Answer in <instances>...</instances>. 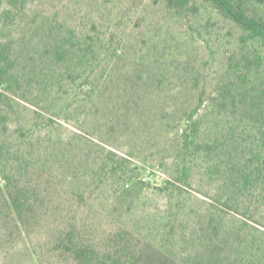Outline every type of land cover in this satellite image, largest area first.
<instances>
[{
    "label": "rangeland",
    "instance_id": "1",
    "mask_svg": "<svg viewBox=\"0 0 264 264\" xmlns=\"http://www.w3.org/2000/svg\"><path fill=\"white\" fill-rule=\"evenodd\" d=\"M6 3L0 0L1 9ZM192 5L177 14L165 0L17 2L0 31V38L12 43L15 75L0 87V186L5 173L25 179V165L34 163L43 194L67 199L90 184L88 177L82 183L73 178L74 168L83 173L93 157L105 158V151L90 148L93 139L127 156L137 166L134 178L144 181H130L127 195L108 188L93 193L95 220L104 229L126 221L152 240L174 208V252L197 248V238L189 245L183 240L211 202L200 191L212 194L214 185L200 160L186 193L170 199L164 188L172 175L170 149L176 119L194 102L195 86L209 89L224 73L227 55L239 52L240 32L208 2ZM259 10L264 13V4ZM108 35L112 41L106 47ZM86 43L94 44L92 59V52L84 56ZM36 121L41 122L34 127ZM23 153L31 155L28 162ZM226 216L230 222V213ZM1 217L0 264H72L49 251L51 230L45 225L19 235Z\"/></svg>",
    "mask_w": 264,
    "mask_h": 264
},
{
    "label": "trees",
    "instance_id": "2",
    "mask_svg": "<svg viewBox=\"0 0 264 264\" xmlns=\"http://www.w3.org/2000/svg\"><path fill=\"white\" fill-rule=\"evenodd\" d=\"M19 1L7 0L0 7V31ZM193 1L165 3L181 14L193 7ZM200 1L208 2L240 33L236 38L239 52L227 55L224 73L209 89L195 86L194 102L176 119L179 125L170 149L172 175L164 182L170 199L186 193L200 160L214 185L212 194L199 189L211 202L200 211L197 229L183 240L189 245L197 238L198 247L174 252V208L162 217L152 240L126 221L104 229L95 220L90 203L93 193L108 188L114 194L127 195L130 181L133 185L144 181L134 178L137 166L127 156H119L93 139L88 140L90 148L105 151V158L93 157L91 167L83 173L74 168L73 178L82 183L88 177L90 184L72 190L67 199L43 194L34 163L25 165L23 180L17 173H5L4 186H0L2 222L12 224L19 235L35 224L45 225L51 230L49 251L72 264H264V13L259 10L264 0ZM111 41L108 35L106 47ZM63 46L57 48V57ZM84 46V56L92 52L91 59L95 57L90 50L94 44ZM13 68L12 43L0 38V87L15 78ZM37 116L43 117L41 113ZM1 147L2 143L0 151ZM21 156L25 162L31 158L25 153Z\"/></svg>",
    "mask_w": 264,
    "mask_h": 264
}]
</instances>
